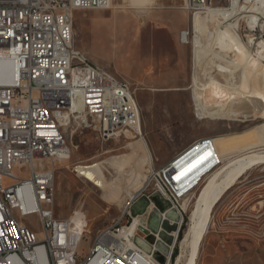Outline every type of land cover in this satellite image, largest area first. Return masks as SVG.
Returning a JSON list of instances; mask_svg holds the SVG:
<instances>
[{"label": "rangeland", "instance_id": "rangeland-1", "mask_svg": "<svg viewBox=\"0 0 264 264\" xmlns=\"http://www.w3.org/2000/svg\"><path fill=\"white\" fill-rule=\"evenodd\" d=\"M231 1L213 0V6L230 7ZM240 1L242 5L253 4V0ZM129 3L130 0H112L110 8L77 11L74 43L90 61L108 69L114 77L131 83L141 108L143 135H138L134 129L135 136L126 133L103 140L80 120L69 124L65 133L71 148L70 157L50 164L55 169V213L62 218L79 211L86 214L87 231L80 245V251L86 252L98 233L122 215L129 192H135L137 197H134L130 208L133 220L139 215L147 227L151 219L156 224L159 219L156 203L170 220V225L163 228L160 224L159 227L162 228V240L157 244L159 262L186 264L192 245L185 239V233L191 224V211L208 176L230 157L264 148V119L240 111H234L230 118L228 114H223L226 118L199 116L192 90L194 39L197 35L194 17L181 8L182 0H168L165 6L155 0L151 7L139 10L131 8ZM159 11H165L178 22L182 20L179 13L184 11L186 14L183 28L190 30V36L189 42L184 43L187 52L181 66H177L181 60L168 42L167 30L158 28L161 25ZM198 18L203 24L205 16L199 15ZM219 22L208 21L203 25L204 49L212 39L206 35L210 32L214 35L213 26H218ZM249 28L247 18L241 15L237 32L242 40L247 43V34L251 33L256 40L264 39V30ZM229 31L236 37L231 28ZM213 53L216 61L224 54L229 59L235 58L234 53H225L217 48ZM167 65L172 67V73L155 72L169 69ZM223 108L219 104L212 106L213 110L222 113ZM203 137L214 138L223 159L206 176L200 178V171H196L194 180L187 185L192 187L188 198L174 206L152 188H144L148 170L159 167L173 154ZM141 140L146 142L147 151ZM209 154L205 150L197 153L177 171L175 178L179 180L196 170ZM79 165L102 166L103 175L101 181H97L100 185L91 176L82 174L77 169ZM8 180L5 183L11 182ZM221 198L212 209L211 223L200 243L196 264H264V163L253 165ZM185 219L188 220L187 227L183 237L179 238ZM131 220L127 215L122 224ZM34 227L38 229L37 225ZM175 231L176 237L173 235ZM138 237L145 248H149L148 235L140 227ZM174 242L179 249L176 258L172 257ZM181 254L185 257L179 259Z\"/></svg>", "mask_w": 264, "mask_h": 264}, {"label": "built area", "instance_id": "built-area-1", "mask_svg": "<svg viewBox=\"0 0 264 264\" xmlns=\"http://www.w3.org/2000/svg\"><path fill=\"white\" fill-rule=\"evenodd\" d=\"M111 1L0 0V264H161L157 244L162 228L151 231L153 242L146 240L150 249L141 244L139 228L130 239L120 235L133 222L130 208L137 196L114 224L98 233L89 250L81 252L75 214L56 215L55 171L45 170V163L70 157L65 132L72 122L82 121L103 140L134 135V128L142 127L131 83L108 78V69L82 60L77 46H71L75 13L109 8ZM210 6L213 0L181 4L192 17ZM189 36L188 28L180 32L183 43ZM195 150L210 154L177 180V171L197 155ZM222 159L214 138L197 139L171 161L148 170L144 188L177 206L188 198L187 185L196 171L200 178L206 176ZM127 215L131 222L122 224Z\"/></svg>", "mask_w": 264, "mask_h": 264}, {"label": "bare ground", "instance_id": "bare-ground-1", "mask_svg": "<svg viewBox=\"0 0 264 264\" xmlns=\"http://www.w3.org/2000/svg\"><path fill=\"white\" fill-rule=\"evenodd\" d=\"M154 2L155 0H130L129 4H131V8L139 10L151 7ZM199 15L205 16L203 24L198 18ZM199 15L194 17L197 35L194 39L195 67L194 82L192 83L197 114L201 117L216 118H226L223 114H228V118H230L234 111H240L245 115H255L264 119V39L256 40L251 36V33L247 34L248 42L245 43L237 32L241 15L247 18L250 30H255L256 27L264 30V0H253V4L250 5H242L240 0H232L230 7L210 6ZM208 21L214 24L220 22L218 26H213L214 35L211 32L206 35L212 39L204 49L202 27ZM229 28L234 31L236 37L231 33L232 31H229ZM71 46H76L74 37H71ZM215 48L225 53H234L235 58L229 59L224 54L218 56L219 61H216L214 59L215 55H213L216 52L213 53ZM77 53L82 57V60L90 61L78 47ZM216 55L219 54L216 53ZM108 78L116 77L108 72ZM214 104L223 105V113L213 110L212 106ZM133 107L140 108L137 100H133ZM134 129L138 135H143L142 127ZM141 141L147 151L146 142ZM260 163H264V148L232 156L208 176L199 193L197 204L191 211V224L185 233V239L189 241V245H192L191 254L186 264H196L199 246L208 231L212 217L211 212L216 202L253 165ZM50 164L52 163H45V170L55 171ZM77 169L82 174L91 176L96 182H99L103 175V168L100 165H79ZM98 182L97 184H99ZM191 188H188V190H191ZM135 195V192H129L127 205ZM53 198H55L54 194ZM73 220L75 223V238L77 240L82 239L84 232L87 231L86 214L79 211L73 216ZM145 225L142 216H134L132 224L121 229L120 235L130 239L140 226L145 227ZM173 235L176 237L177 231ZM183 257L185 255L181 254L179 259Z\"/></svg>", "mask_w": 264, "mask_h": 264}, {"label": "crops", "instance_id": "crops-1", "mask_svg": "<svg viewBox=\"0 0 264 264\" xmlns=\"http://www.w3.org/2000/svg\"><path fill=\"white\" fill-rule=\"evenodd\" d=\"M157 1H161L162 4L165 6L166 5L165 3H167L168 0H157ZM179 15L182 18L181 22H178L176 20H172L171 17H169L168 14L165 13V11H159V14H158V17L161 20V25H159L158 28L160 30H162V29L167 30V39H168V42L173 45V48L175 49V51L177 52V54H178V56H179V58L181 60L179 62V64H177V66H181V64L183 63V60H184V56H185V54L187 52V47L180 40V32L184 29L183 28V25H184V18H185V15L186 14H185L184 11H181L179 13ZM166 67L169 68V69H163V70L161 69V70L155 71V72L156 73H160V74H169V73H172V71H171V68L172 67L169 66V65H167ZM137 102H138V100H137ZM138 104H139V102H138ZM139 107H140V105H139ZM181 150H179L178 152H176L175 154H173V156L169 160H167L166 162L171 161L174 157H176L180 153ZM55 197H56V188H55Z\"/></svg>", "mask_w": 264, "mask_h": 264}, {"label": "water", "instance_id": "water-1", "mask_svg": "<svg viewBox=\"0 0 264 264\" xmlns=\"http://www.w3.org/2000/svg\"><path fill=\"white\" fill-rule=\"evenodd\" d=\"M157 205H156V209L158 210V217H159V219L157 220V223L155 224H153V220L151 219L150 220V223H149V226L148 227H144V226H140V230L141 231H143L145 234H147L148 235V240L149 241H151V242H153V237H152V235H151V231H153V232H158L159 230H161L159 227H160V224H161V227H163V228H165L166 226H167V224H169L170 225V223H169V220H167V219H165V220H163L161 217H162V215H161V208H160V205H159V203H156ZM159 208H158V207ZM160 209V210H159ZM161 220H162V222H161ZM176 242V241H175ZM175 242H174V244H173V248H174V246H175ZM141 244H142V242H141ZM143 245V244H142ZM144 247H145V245H143ZM147 249H150V247L149 248H147ZM172 252H173V249H172Z\"/></svg>", "mask_w": 264, "mask_h": 264}, {"label": "trees", "instance_id": "trees-1", "mask_svg": "<svg viewBox=\"0 0 264 264\" xmlns=\"http://www.w3.org/2000/svg\"><path fill=\"white\" fill-rule=\"evenodd\" d=\"M187 219H185L184 221H183V224H182V226H181V228H180V231H179V238H182L183 237V235H184V232H185V230H186V227H187ZM178 245L176 244L175 245V247H174V249H173V252H172V257L173 258H176V256H177V254H178Z\"/></svg>", "mask_w": 264, "mask_h": 264}, {"label": "snow or ice", "instance_id": "snow-or-ice-1", "mask_svg": "<svg viewBox=\"0 0 264 264\" xmlns=\"http://www.w3.org/2000/svg\"><path fill=\"white\" fill-rule=\"evenodd\" d=\"M3 230H0V233H2Z\"/></svg>", "mask_w": 264, "mask_h": 264}]
</instances>
